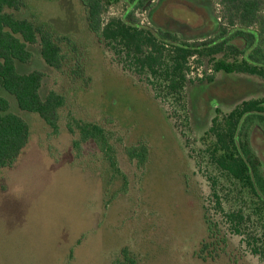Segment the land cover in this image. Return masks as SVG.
Here are the masks:
<instances>
[{"label": "rangeland", "instance_id": "374dc122", "mask_svg": "<svg viewBox=\"0 0 264 264\" xmlns=\"http://www.w3.org/2000/svg\"><path fill=\"white\" fill-rule=\"evenodd\" d=\"M25 1L10 11L49 24L73 43L60 44L62 70L44 62L37 43L27 46L29 61L15 63L20 73L43 72L42 98L50 90L63 95L55 128L20 109L0 86L9 111L29 126L15 161L0 167V264H108L125 246L136 264H264L223 212L242 201L220 193L221 205L216 202L213 188L228 182L210 162L205 133L214 115L264 96V79L214 70L218 60L240 58L234 53L195 54L187 58L180 98L166 96L131 55L88 29L80 0ZM147 6L135 11L143 26L186 40L216 33L217 0H151ZM129 7V0H112L103 19L121 17ZM76 122L105 129L125 179L92 140L81 139ZM249 138L264 173V132L252 127ZM140 142L148 146L142 167L127 154ZM204 216L214 237L206 238ZM204 238L212 242L211 257L197 254Z\"/></svg>", "mask_w": 264, "mask_h": 264}, {"label": "trees", "instance_id": "16d2710c", "mask_svg": "<svg viewBox=\"0 0 264 264\" xmlns=\"http://www.w3.org/2000/svg\"><path fill=\"white\" fill-rule=\"evenodd\" d=\"M112 0H80L85 8L88 29L97 37L112 44L118 52L131 55L138 71H145L159 80L163 93L180 98L186 85L185 69L189 56L215 55L231 52L238 59L218 60L215 71L246 73L264 79V0H217L218 27L215 35L203 40L180 39L175 33L146 27L139 23L135 11L148 7L151 0H129L130 7L121 17L103 19L106 4ZM25 0H0V86L14 96L20 109L36 112L49 126L56 127L58 109L64 104L61 93L50 90L44 98L39 89L43 72L32 70L20 73L15 63L27 62L31 52L29 44H38L44 62L62 70L66 60L61 42L71 39L57 33L49 24L36 23L31 18H18L13 11L25 7ZM240 40V44L236 43ZM213 76L208 77V81ZM217 113L219 109L216 108ZM82 140H92L104 154L110 169H118L114 147L109 143L105 129L94 122H76ZM252 127L264 132V96L242 100L227 114H216L205 132L211 137L209 159L218 174L228 182L226 188H213L216 202L221 205L220 193L241 200V206L223 209L235 231L243 235L242 241L249 250L264 262V173L261 159L251 145ZM29 126L19 115L9 111V102L0 96V167L10 166L27 143ZM130 159H137L142 167L148 154L144 142L127 148ZM110 172V171H108ZM213 184H215L213 182ZM217 187V186H216ZM207 235L215 236L204 216ZM217 242V241H216ZM212 242L204 238L197 254L211 257ZM108 264H136L135 254L122 247Z\"/></svg>", "mask_w": 264, "mask_h": 264}]
</instances>
